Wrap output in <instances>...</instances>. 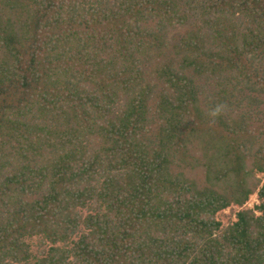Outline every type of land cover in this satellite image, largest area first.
I'll return each mask as SVG.
<instances>
[{"label": "trees", "instance_id": "trees-1", "mask_svg": "<svg viewBox=\"0 0 264 264\" xmlns=\"http://www.w3.org/2000/svg\"><path fill=\"white\" fill-rule=\"evenodd\" d=\"M0 264H264V0H0Z\"/></svg>", "mask_w": 264, "mask_h": 264}, {"label": "rangeland", "instance_id": "rangeland-1", "mask_svg": "<svg viewBox=\"0 0 264 264\" xmlns=\"http://www.w3.org/2000/svg\"><path fill=\"white\" fill-rule=\"evenodd\" d=\"M258 203V198L256 195L252 196L249 203L247 204V208H254V206ZM234 214H235V211L231 210V209H228V210H225L224 212H222L220 214V219L224 222V223H227L229 222L231 219H234Z\"/></svg>", "mask_w": 264, "mask_h": 264}]
</instances>
